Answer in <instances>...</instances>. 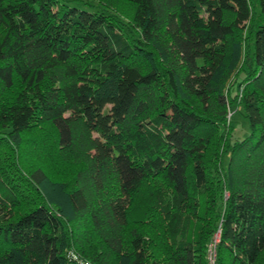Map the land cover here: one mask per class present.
I'll use <instances>...</instances> for the list:
<instances>
[{"label":"trees","instance_id":"obj_1","mask_svg":"<svg viewBox=\"0 0 264 264\" xmlns=\"http://www.w3.org/2000/svg\"><path fill=\"white\" fill-rule=\"evenodd\" d=\"M219 224L264 264V0H0V264H206Z\"/></svg>","mask_w":264,"mask_h":264},{"label":"rangeland","instance_id":"obj_2","mask_svg":"<svg viewBox=\"0 0 264 264\" xmlns=\"http://www.w3.org/2000/svg\"><path fill=\"white\" fill-rule=\"evenodd\" d=\"M117 2V1H116ZM120 2L117 3H113V6H115L117 9L116 12H118L119 14H123L122 16H124V10H122L121 6L119 5ZM122 5V4H121ZM124 6H126V9L128 10V6L127 4H124ZM119 8V9H118ZM233 111V115H232V125L234 127V132H233V138L234 139H241L243 138L245 135L248 134L249 132V126H248V121L247 119L242 115V111L237 108V107H232L231 108ZM63 158H61L60 162L62 161ZM65 165V163L62 165V167Z\"/></svg>","mask_w":264,"mask_h":264},{"label":"built area","instance_id":"obj_3","mask_svg":"<svg viewBox=\"0 0 264 264\" xmlns=\"http://www.w3.org/2000/svg\"><path fill=\"white\" fill-rule=\"evenodd\" d=\"M221 228L218 225L216 231L210 237L205 252L206 264H217V246L220 241ZM69 264H90L88 261L81 259L75 254H71V259Z\"/></svg>","mask_w":264,"mask_h":264}]
</instances>
